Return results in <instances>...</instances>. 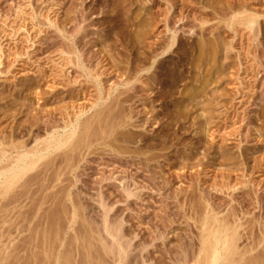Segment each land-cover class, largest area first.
Listing matches in <instances>:
<instances>
[{
  "label": "rangeland",
  "instance_id": "374dc122",
  "mask_svg": "<svg viewBox=\"0 0 264 264\" xmlns=\"http://www.w3.org/2000/svg\"><path fill=\"white\" fill-rule=\"evenodd\" d=\"M245 10L258 13L255 34L232 20ZM118 90L132 101L114 100ZM106 105L135 126L94 144L62 177L53 207L71 198L80 211L62 247L72 264L82 261L73 233L106 216L141 264H183L182 249L201 247L213 217L245 257L264 256V0H0L1 137L28 143L55 124L64 133ZM138 154L154 157L141 168ZM24 260L8 263L41 264Z\"/></svg>",
  "mask_w": 264,
  "mask_h": 264
},
{
  "label": "bare ground",
  "instance_id": "6f19581e",
  "mask_svg": "<svg viewBox=\"0 0 264 264\" xmlns=\"http://www.w3.org/2000/svg\"><path fill=\"white\" fill-rule=\"evenodd\" d=\"M78 12L79 14L69 21L73 26L78 25L80 19L84 20L82 11ZM232 18L233 22H239L246 26L251 33H256L258 27L256 28L255 25L259 23L257 12L249 11L239 17L233 16ZM232 20L231 22L227 20L229 25L232 24ZM54 25L56 24L54 23ZM58 26L56 25L63 34L69 32L66 24L61 27ZM68 49V54L74 55L68 56L69 62L80 66L83 61L80 58L79 52L76 49ZM108 55L107 57L109 58ZM151 68L149 66L141 70L149 71ZM130 82L131 79L128 77L122 81L126 86H130ZM133 87H127L126 90H133ZM126 90H123L124 92L118 90V94H115L114 100L117 101L121 95L123 96L122 93L127 94L129 91L126 93ZM127 95H124V98L120 97L121 100L119 99V102L121 103L122 100L125 102L132 101V95ZM109 98L110 94L105 102ZM114 100H109V102L113 101L110 104L116 103ZM122 107L121 105L119 109H122ZM108 109L109 106L102 107V110L96 109L92 119L85 117L87 119L84 120L83 118L81 123H71L72 127L70 126L69 130L66 129L68 125H65L64 133H61L60 126L55 124L45 134H36L37 136L32 138V141L29 138L30 141L28 143L25 139L23 142L22 140L20 142L9 141V136L5 140L4 137L7 135L4 137L0 135V264L3 262L7 264L10 259L11 261H15L17 258L23 256L25 257L24 261L28 258V260L34 261V263L40 259L41 264H72L71 248L70 251H66L62 247L66 242V229L73 228L80 211L75 200L71 198L69 199V204L67 203L69 208L65 205H59V208H57L58 204L56 205V203L59 201V197L64 196L65 193L63 192L65 190H62L63 187L60 188L59 185L63 181V176L78 166L84 153L90 150L94 144L111 143L118 128L123 125L135 126V122H131L132 116L122 117L123 113H120V117V115L112 112L113 108L107 111ZM153 157L150 158L153 159ZM144 158L138 154L133 157L132 161L137 165L140 164V167L143 168L148 166V160L150 159ZM57 186L59 189H55V187L58 188ZM126 191L127 194H130L131 190ZM27 202H30V205ZM104 215L106 216V214ZM106 217H103L105 220L102 219L104 222L101 221L103 225L99 223V226L102 225V228L98 225V227L92 228L90 222H93V220L90 222L84 220V223L81 221L84 228L85 225L89 226H86L85 229L81 227L83 232L79 228V230L76 229L77 233H73L75 236L73 235L72 241L69 239V242L72 244L78 243L80 246L78 254L82 257L81 264H139V262L141 264L140 259H137L138 262L133 261L134 255L133 259L131 258L132 260L129 259L130 253L128 254V251L132 247H130L128 238L125 240L127 236L120 222L114 224L110 218ZM213 220L216 221L214 217ZM213 220L209 219L203 222L204 228L202 229L204 235L201 247L198 248L199 250L197 249L198 251L196 250L197 252L194 250L195 252L192 251L190 255L187 250L182 249L180 259L183 264H264L263 255L253 256L252 254L245 257L246 253L239 251L236 232H230L231 228L229 224L222 227L221 225H214L216 226L214 227L212 226ZM19 241H21L20 244L22 243L23 247H27L28 250L26 252L23 250L21 252L16 251L18 248L16 245H19ZM144 257L142 256L143 259ZM176 259L177 257L174 258V260ZM147 264L151 263L148 262Z\"/></svg>",
  "mask_w": 264,
  "mask_h": 264
}]
</instances>
